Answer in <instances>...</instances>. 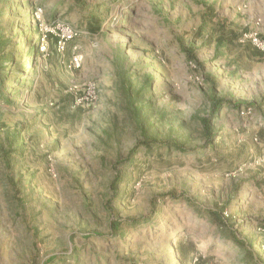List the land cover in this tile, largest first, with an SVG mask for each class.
Returning <instances> with one entry per match:
<instances>
[{
	"label": "rangeland",
	"instance_id": "rangeland-1",
	"mask_svg": "<svg viewBox=\"0 0 264 264\" xmlns=\"http://www.w3.org/2000/svg\"><path fill=\"white\" fill-rule=\"evenodd\" d=\"M0 264H264V0H0Z\"/></svg>",
	"mask_w": 264,
	"mask_h": 264
},
{
	"label": "built area",
	"instance_id": "built-area-1",
	"mask_svg": "<svg viewBox=\"0 0 264 264\" xmlns=\"http://www.w3.org/2000/svg\"><path fill=\"white\" fill-rule=\"evenodd\" d=\"M74 35H75V32H73V30L70 29L68 26L63 27L61 29V36H60V39L58 41L59 47L60 48H63L64 45H65V43L67 41H69L70 39H72L74 37ZM254 41L257 44H260L258 42V40L255 39ZM80 60H81L80 54H78V53L75 52L73 54V56L71 57V59H70V62H69L68 67L69 68H76V67H78L79 66V63H80ZM87 94L91 95L90 96L91 99H94V95H92L93 94V89L91 87H88L87 88Z\"/></svg>",
	"mask_w": 264,
	"mask_h": 264
},
{
	"label": "trees",
	"instance_id": "trees-1",
	"mask_svg": "<svg viewBox=\"0 0 264 264\" xmlns=\"http://www.w3.org/2000/svg\"><path fill=\"white\" fill-rule=\"evenodd\" d=\"M213 103H214V105H217L220 103V101L217 102L216 100H213ZM213 115H214V112H212L211 116H213ZM202 121L204 123V129H205V133H206L205 135L208 136L209 138H211L212 136L210 134V124H209L208 119H203ZM165 145H166L165 147L174 148V149L179 150V151H184L183 146L181 144L176 143V142H167ZM215 217L217 219H219V215H217V216L215 215Z\"/></svg>",
	"mask_w": 264,
	"mask_h": 264
}]
</instances>
